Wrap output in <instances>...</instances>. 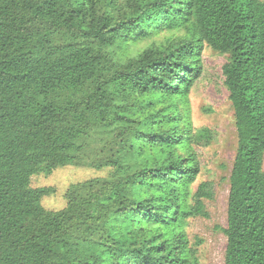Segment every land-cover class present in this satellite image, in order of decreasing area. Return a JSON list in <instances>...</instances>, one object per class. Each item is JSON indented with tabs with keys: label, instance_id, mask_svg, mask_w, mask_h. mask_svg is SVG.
Wrapping results in <instances>:
<instances>
[{
	"label": "trees",
	"instance_id": "16d2710c",
	"mask_svg": "<svg viewBox=\"0 0 264 264\" xmlns=\"http://www.w3.org/2000/svg\"><path fill=\"white\" fill-rule=\"evenodd\" d=\"M207 46L237 130L225 264H264V0H0V264H202ZM68 165L108 171L47 209L32 177Z\"/></svg>",
	"mask_w": 264,
	"mask_h": 264
},
{
	"label": "rangeland",
	"instance_id": "374dc122",
	"mask_svg": "<svg viewBox=\"0 0 264 264\" xmlns=\"http://www.w3.org/2000/svg\"><path fill=\"white\" fill-rule=\"evenodd\" d=\"M202 60L203 73L189 95L190 110L193 125L210 128L212 140L207 145L196 146L201 171L195 187L204 181L212 182L214 197L206 201L209 217L190 218L186 231L192 243L200 241L198 253L202 264H225L227 237L222 228L228 224L229 177L237 150V130L234 109L224 83L223 66L228 55L207 46ZM107 171L68 165L59 167L49 176L34 175L31 185L54 187L55 192L45 196L42 204L47 209L60 210L66 206L65 192L71 184L106 176Z\"/></svg>",
	"mask_w": 264,
	"mask_h": 264
}]
</instances>
